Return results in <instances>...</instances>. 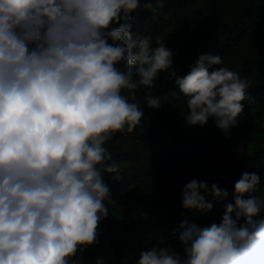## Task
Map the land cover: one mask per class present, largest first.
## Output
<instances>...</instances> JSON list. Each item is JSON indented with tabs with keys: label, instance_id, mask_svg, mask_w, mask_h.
I'll use <instances>...</instances> for the list:
<instances>
[{
	"label": "clouds",
	"instance_id": "clouds-1",
	"mask_svg": "<svg viewBox=\"0 0 264 264\" xmlns=\"http://www.w3.org/2000/svg\"><path fill=\"white\" fill-rule=\"evenodd\" d=\"M163 0H0V264H70L99 243L98 226L115 204L106 175L119 164L105 146L130 133L143 110L169 98L187 106L185 122L209 119L227 138L238 125L249 82L219 54L202 53L180 76L165 41L153 46L127 23L138 9L158 13ZM219 66V67H218ZM167 72L175 91L153 94ZM241 146L238 153L244 152ZM256 171L242 172L219 224L183 220L172 229L182 251L152 246L136 264H264V194ZM247 194V197H245ZM218 182L192 179L184 209L208 212L225 199ZM211 197V199H208ZM75 264V261L72 262ZM94 264H107L103 255Z\"/></svg>",
	"mask_w": 264,
	"mask_h": 264
},
{
	"label": "trees",
	"instance_id": "trees-1",
	"mask_svg": "<svg viewBox=\"0 0 264 264\" xmlns=\"http://www.w3.org/2000/svg\"><path fill=\"white\" fill-rule=\"evenodd\" d=\"M146 2L141 0V4ZM163 5L158 13L142 8L133 12L127 21L132 31L148 35L152 41H165L173 50V67L180 76L187 74L200 54L221 55L224 64L220 66L248 80L252 100L244 102L238 125L226 138L212 119L202 127L189 126L183 100L169 95L154 109L144 104L143 86L135 90V96L122 90L130 102L142 108L144 116L132 132L114 133L106 142L120 168L118 180L105 174L116 203L105 200L109 215L98 226L99 243L78 250L70 264H94L98 255H103L107 264H129L127 250L133 239L149 242L160 238L180 244L172 237V229L181 221L201 227L219 224L225 205L234 202V184L244 171L260 174L254 194L264 192V0H163ZM182 37H188V42ZM175 90L168 73L161 72L152 91L164 95ZM241 146L245 151L238 153ZM202 155L216 168L208 184L218 182L228 192L225 199L214 200L208 212L184 209L180 200L188 181L203 180L188 166L190 160ZM118 208L124 211L119 236L111 220L112 211Z\"/></svg>",
	"mask_w": 264,
	"mask_h": 264
},
{
	"label": "rangeland",
	"instance_id": "rangeland-1",
	"mask_svg": "<svg viewBox=\"0 0 264 264\" xmlns=\"http://www.w3.org/2000/svg\"><path fill=\"white\" fill-rule=\"evenodd\" d=\"M183 42H188V37H182ZM159 39H154L152 41V44L159 43ZM189 168L191 171L201 177L203 180H206L209 182L211 179V174L216 171L215 166L212 163V160L207 156H198L188 163ZM264 194V192H262ZM261 195V194H260ZM123 209L118 208L111 213V220L113 224V230L116 235L119 236L120 234V225L122 222V216H123ZM121 237V235H120ZM152 246L159 247H167L170 251H182V246L180 244L170 243L166 242L163 239L155 238L149 242H144L140 239H133L129 243V249L127 250V260H129V264H136V261L139 259V253L141 250L146 248H151Z\"/></svg>",
	"mask_w": 264,
	"mask_h": 264
}]
</instances>
